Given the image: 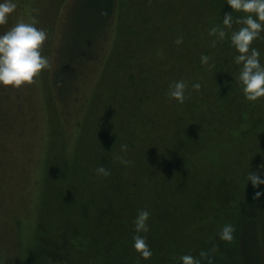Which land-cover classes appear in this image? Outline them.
Listing matches in <instances>:
<instances>
[{
	"label": "rangeland",
	"instance_id": "1",
	"mask_svg": "<svg viewBox=\"0 0 264 264\" xmlns=\"http://www.w3.org/2000/svg\"><path fill=\"white\" fill-rule=\"evenodd\" d=\"M204 1L128 0V9L113 17L108 37L96 44L95 53L77 64L79 75L69 80L65 101L57 97L50 81L51 68L61 43L72 37V43L86 39L83 11L80 17L77 12L82 0H16L8 21L0 24V32L20 19L45 29L41 54L48 64L31 83L0 85V264H28L32 258L36 264H167L168 257L180 264L182 253L200 259L208 241L221 239L222 225L235 226L238 203L247 194L264 189V183L254 185L248 179L249 171L264 176V126L258 130L256 124L264 125V96L248 100L238 91L241 86L233 77L238 74L233 60L236 49L225 51L227 57L232 54L225 61L221 50L211 47L209 29L214 23L208 19L214 10H206L209 3L203 5ZM167 6H172V11L163 12ZM200 15L202 22L194 25ZM157 17L163 21L157 22ZM169 23L170 28L179 23L186 32L188 26L203 29L198 32L205 39H197L190 51L186 49L189 59L178 57L182 47L172 42L175 36ZM181 35L185 37L180 31ZM201 53L209 57L206 64L200 61ZM217 56L224 61L217 71L223 76L221 83L229 82L225 87L233 83L231 93L227 89L223 93L216 85L218 75L213 76L212 64ZM144 67L151 70L145 84L140 83L141 75H146V71L141 74ZM69 70L63 77L66 89L72 76ZM177 79H184L187 85L182 103L167 94L170 83ZM195 81L200 82L199 89L192 88ZM132 83L141 90L135 99L139 107L136 130L155 113L152 124L142 127L143 131L149 127L150 138L139 136L137 147L109 152L114 134L111 123L116 118L113 107L122 90H135ZM3 88L8 95L2 93ZM199 104L211 105H204L209 108L204 110L207 130L196 125L202 131L187 132L186 141L179 135L172 137L177 129L170 132L171 125L183 115L178 107ZM60 109H65L64 114ZM199 113L203 115V108ZM124 124L123 130L115 127L122 137L128 135ZM157 130L166 137L155 144L151 135H157ZM212 154L221 160L216 167L211 163ZM101 164L110 170L107 176L96 172ZM214 169L221 172L212 179L209 170ZM182 173L188 175L187 181L180 180ZM173 185L183 201L190 200L188 195L194 191L189 189L198 196L190 200L184 219L181 213L179 219L185 225L176 218L182 232L177 237L163 240L158 230L154 236L149 232L151 227L141 233L151 248V255L143 257L132 244L136 215L128 211L130 207L141 209V204L153 208L160 186ZM197 204H204L203 215H198ZM97 205L107 208L99 214ZM119 209L123 210L120 220L113 214ZM93 213L98 219L106 218L113 228L108 232L96 228ZM86 239L89 246L84 244Z\"/></svg>",
	"mask_w": 264,
	"mask_h": 264
},
{
	"label": "trees",
	"instance_id": "2",
	"mask_svg": "<svg viewBox=\"0 0 264 264\" xmlns=\"http://www.w3.org/2000/svg\"><path fill=\"white\" fill-rule=\"evenodd\" d=\"M206 1L203 2V5L209 3V7H207L206 10H211V9L214 10V13L211 15V18L208 19V22L210 23L212 21L214 25H218L219 27L226 28V35L223 41L222 39H219L215 33H212L210 35L213 38V40H215V44L212 43L211 47L216 48L215 51L221 50V55L225 58L226 61L232 56V54H229L227 57L224 54L225 51H227V49L234 48V46L230 42L229 34L232 31V29L236 28L235 27L237 23L236 17L246 15L247 13L241 10H235V9L232 10L230 5L227 3V0H206ZM172 6L174 7V9L179 11V6H176L175 3L172 4ZM172 6L171 7L167 6L169 8H165L163 12L164 11L166 12L168 10L172 11L171 9ZM124 8L128 9V0H82L81 6L79 7V9L77 8V12H78V16L80 17V12L83 11L82 22L87 27L86 29L87 35L85 36L86 39H83L82 41H79L77 43L75 42L72 43V39H73L72 37L71 40L69 39L67 42L61 43L57 47V54H55V65L51 68V79H50V81L54 84L56 90L58 91V93H56L57 97L59 98L62 97L65 101L67 100L63 96L68 94L67 90L69 89V85H70L69 80L71 81L72 78L79 75V72L76 70L77 64L80 63V61H83L86 57H90L92 52L95 53L94 49L96 47V44H98L100 41L108 37L109 33L107 34V30L109 29L113 17L117 13V11L120 12V10H123ZM228 11H231V15L234 21L231 28H227L225 25L222 24L223 14ZM253 15L255 14L253 13ZM202 17H203L202 15L198 16V19L196 18L194 25H196V22L197 23L202 22ZM156 20L157 22H161L163 21V18L159 17ZM170 26L171 24L169 23L168 27L170 28ZM198 28H199L198 26H194L190 29L188 26L186 28L188 29L186 32V30L182 28L179 23H176L170 28L171 31L173 32L172 36L173 37L175 36L172 42L182 47L181 49L182 55L178 56L180 57V59L183 60L185 59V57L187 58V56H185L186 49L187 51L191 50V43L197 42V39H205L204 36L199 33V32L203 33V29L201 30ZM182 29L184 30V32L182 31ZM180 31L182 34H185V37H182V35L179 36ZM263 31L264 30H262V33ZM172 32H169L168 36L172 37L171 36ZM177 37H182L180 42H177ZM251 47H256L260 50L261 58H262L261 62L263 61L264 63L263 34L260 38L253 39L250 45V48ZM211 52L212 51L208 49L206 53L210 54ZM178 54H180V52H178ZM222 56L221 57L217 56L212 64L214 66L213 71H215L213 76L218 75L217 76L218 82L216 84L218 89H220L223 93L226 92L227 89L228 93H231V88L233 89V85H232L233 83L230 84L228 87H225L229 82H227L226 84L221 83L223 82V76L219 75V73L217 72L220 71V68H222L224 64V61L222 60ZM187 59H189V57ZM121 62H124V57L121 58ZM70 65L72 66L74 65V67ZM177 67L179 68V65ZM146 68L147 67H144L142 69L141 74L143 73L145 74L146 71V75L145 76L141 75L142 78L140 80V83L145 84L149 78L148 73H151V70L150 68L149 70H147ZM69 69H71L72 71L70 72L72 73L71 74L72 76H70L67 80L68 83L66 89L63 83V79H64L63 77L66 73L70 71ZM132 78H134V73L130 74V79L132 80ZM50 81H49V85H50ZM132 86H134L135 90H131V92L128 90H122L118 94L117 104L115 103L113 107V111H114L113 113L115 114L114 117L116 118L119 117V120H117L116 118L112 119L111 124L113 125V127L112 128L111 126L108 127V129L111 128L110 130L113 131L112 133H114L112 134L113 139L108 148L109 152L111 150L112 151L116 150L118 147H121L122 145H126L129 148L135 147L136 145L137 146L140 145L141 143L137 141V138L139 136L141 138L143 137L150 138V131H148L150 130L149 127L147 126L146 130L144 131L142 127L147 123L149 126L152 124L151 119H153L152 117L155 115V113H153V116L148 117V121L150 119V122L146 121L145 124H143L140 128L136 130V124H135L137 123L136 110H138L139 107L138 104H136L135 99L138 98V95L140 94L141 90L137 88V84H133ZM4 91H6L5 88H3L2 93L7 94ZM238 91H240V88H238ZM204 105L211 106L210 104H204ZM204 105L199 104L197 107L189 106V108L186 109L185 108L183 109V107H178L179 109L177 110H180V112L183 115L181 116V118L174 119L175 122H173V124L171 125L173 129L170 130V132L173 131L174 129L177 130L174 132V135L172 137L176 139L177 136L179 135L181 141H186L185 138L189 136L186 135L187 132L192 131L191 134H193L196 130L197 131L201 130L200 127L196 125H200L202 127V130L206 131L207 127L204 122V120H206V111L204 110L209 108H204ZM198 108L199 110L203 108V113H202L203 115L199 113V110H197ZM61 112L64 114L65 109H60V113ZM141 117L143 119V122H145L143 115H141ZM263 118L264 117L262 116V119ZM124 122H125L124 125L127 126L126 130L128 131V135L126 137H122L123 134L117 133V130L115 128V127H120L123 130L122 124ZM4 124H6L5 125L6 127L8 124L7 121H5ZM256 124L258 125V130L260 126H264L262 123L256 122ZM157 131L159 132L157 135L154 134L155 132L151 135V139H154L155 144L162 142L163 139H165L166 137L165 132H162V130H157ZM118 135H120L122 138L119 137ZM80 146L81 145H79V148ZM175 148L176 146H174V149ZM216 157H217L216 154H212V156H210L211 163L212 162L215 163V164L212 163L213 167H216L218 163L221 161L220 159H218V157L217 158ZM148 158L149 156H146V159ZM117 161L121 163V160L119 158H117ZM209 171H212L211 172L212 179L216 177V175L218 177L221 172L220 170H215V169ZM197 172L201 173L203 172V170H196L195 173ZM187 179H188V175L182 173V177L180 178V180L187 181ZM168 186L170 185L168 184ZM174 186L175 185L171 186L173 189L160 186V190H159L160 193L158 192V194L155 195V197L152 196L154 197L152 200L154 201V204L152 206L153 208H151V206L150 207L143 206L142 204L140 207V208L149 209L150 215L147 219V222L149 223V227H151V231L149 232L153 235L154 232L158 230L159 232L158 234L160 236L158 235L157 236L161 237L163 240H168L171 236H176L179 232H181L180 228H178L180 226L178 221L180 220L179 218H181V213H182L181 219H184L187 214L188 208L191 207V205H189L190 200L193 199V197L198 196L197 194L195 195L194 189H189L194 192L193 194L189 193L188 197L190 200L188 202L187 200L183 201L182 200L183 195H181V193H179V190L176 189V187ZM171 190L175 191V193L173 192H172L173 194L170 193ZM257 191L260 192L259 196L255 195ZM257 191H253L247 194L244 200L238 203L239 207L237 210V215L235 217L236 224L233 233V238L230 241L224 239H216L207 242V245L204 248V250L208 253V255L212 257L211 264H264V189H260ZM130 204L132 205L133 203ZM197 205L200 206V210H199L200 214L198 215H203V211L205 207L204 204H197ZM197 205H195L196 209H198ZM103 207L97 205L96 209L99 214H101V212L103 213V210L107 208L106 206ZM177 209L178 211H176ZM109 210L112 212L111 209ZM138 210L139 208L134 209L130 207L128 212L130 215L133 213L137 215ZM177 213H179V216L177 215ZM113 214L114 216L117 217V219L120 220L121 217L120 215L123 214V210L119 209L116 212L114 211ZM92 217H93V222L97 224L96 228L102 230L103 232H108L109 229L113 228V226L109 227L108 223L110 221H107L106 218L102 219L100 217L98 219L94 216V213L92 214ZM176 218H178L179 220H177ZM194 218H196V216H194ZM200 219L202 220V216L200 217ZM180 222L181 225H185V223H183L182 220H180ZM132 229H134V227ZM81 239L83 238H79V241H81ZM84 241L85 244L87 242V239ZM85 246H89V242H87ZM200 260L202 261V264H209L207 257L200 256ZM177 263L179 264L177 260H172L170 257H168L167 264H177ZM28 264H36V263L32 258L28 261Z\"/></svg>",
	"mask_w": 264,
	"mask_h": 264
},
{
	"label": "clouds",
	"instance_id": "3",
	"mask_svg": "<svg viewBox=\"0 0 264 264\" xmlns=\"http://www.w3.org/2000/svg\"><path fill=\"white\" fill-rule=\"evenodd\" d=\"M231 9L241 10L246 15L236 17L239 27L232 29L229 34L231 44L236 49L233 57L238 66V74L233 76L241 88L244 96L248 100H257L264 96V63L261 62V52L256 47L250 45L254 38L262 36L264 30V0H227ZM16 8V0H0V24L8 21L9 14ZM253 13L255 15H253ZM34 19V18H32ZM231 11L223 14L222 24L231 28L233 24ZM210 33H215L219 39L226 35V28L213 25L209 29ZM46 30L37 27L35 23L26 22L20 19L7 30L0 32V85L20 86L22 83H31L34 75L47 66L48 59L41 54L42 42L46 39ZM182 37H177L180 42ZM215 44V40H213ZM209 57L206 53H201L200 61L206 64ZM186 81L177 79L171 82L167 94L174 97L178 102H183L186 96ZM192 88L199 89V81L192 83ZM126 147V145L121 146ZM109 169L104 165H98L96 172L107 176ZM254 185L264 183V176L258 175L254 171H249L248 179ZM256 196L260 192L255 193ZM150 212L146 208L138 210L134 217V228L132 244L143 257L151 255V248L147 243L146 237L141 233L148 230L147 219ZM235 226L231 223L222 225L219 236L224 240H231ZM201 257H207L209 264L212 257L205 250H201ZM181 264H202V261L194 257L191 253H182L180 256Z\"/></svg>",
	"mask_w": 264,
	"mask_h": 264
}]
</instances>
